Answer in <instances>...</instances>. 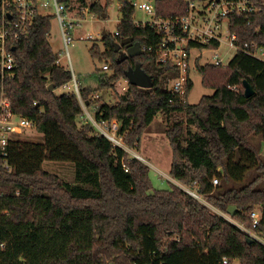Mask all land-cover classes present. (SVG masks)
<instances>
[{
	"label": "trees",
	"instance_id": "1",
	"mask_svg": "<svg viewBox=\"0 0 264 264\" xmlns=\"http://www.w3.org/2000/svg\"><path fill=\"white\" fill-rule=\"evenodd\" d=\"M250 1L261 12L230 14L228 30L238 47H264V0ZM118 3L117 34L102 35L103 51L97 44L90 48L92 57L109 61L111 74L96 69L98 85L79 88L80 98L88 107L98 105L97 119L121 122L123 143L131 150L138 149L155 116L163 114L170 177L184 185L195 182L210 206L246 228L259 205L262 222L256 231H264V160L249 141L250 135L264 141V62L237 51L226 66H199L201 84L213 93L191 105L190 80L182 94L168 89L178 69L159 60L156 46L162 36L148 23L135 25L129 0ZM107 7L108 0L94 2L90 11L104 17ZM187 7L188 0H154L155 15L162 18L185 15ZM52 18L37 14L27 34L7 44L15 67L0 83L3 94L11 112L31 121L44 143L8 141L0 148V204L8 212H0V264H223V259L264 264V246L248 243V234L237 225L177 186L154 189L146 163L113 147L89 123L79 126L83 108L77 94L54 93L71 72L56 64L58 55L47 38ZM125 39L143 51L124 57L127 47L119 45ZM216 46L188 43V48ZM136 67L149 77L150 87L128 84L112 105L93 98L114 90ZM243 80L255 91L248 98ZM47 159L72 162L75 182L43 170ZM250 171L256 174L240 184ZM213 177L221 184L212 185Z\"/></svg>",
	"mask_w": 264,
	"mask_h": 264
},
{
	"label": "built area",
	"instance_id": "2",
	"mask_svg": "<svg viewBox=\"0 0 264 264\" xmlns=\"http://www.w3.org/2000/svg\"><path fill=\"white\" fill-rule=\"evenodd\" d=\"M129 1L134 9L137 7L145 13L150 14L151 19L149 21H137L136 23L134 22L135 25H145L148 23L154 28L157 34L162 36V41L156 46L160 52V62L170 61L178 69V76L170 81L171 88H168L173 93L182 94L184 92L185 77L187 75L189 64L187 54L189 50L188 39L193 38L192 40H196V42L200 44H210L212 42H216L217 46L210 48V50L213 51V55L211 57L214 65H223L218 54L222 41H226L232 45V48H234V51L236 52L242 51L244 54L264 60V47L256 46L255 44H245L244 47H238L235 44L234 35L230 34L228 30V16L230 14L261 12V8L250 0H206L205 7L203 9H199L198 11L200 14L195 15L192 13L193 8L204 0H188V7L185 15L172 16L168 18H162L155 15L154 3L146 1ZM67 7L68 5L66 0H0V83H2L4 77L12 75V71L15 67V58L11 51L7 49V44L25 36L28 29L32 26L33 19L37 14L52 15L56 18L65 54L69 58V45L72 42L70 32L73 25L77 24L78 21L69 18L67 15ZM48 10H50L51 13H48ZM224 26L226 28H224ZM116 34L117 33L115 32L114 35ZM184 42L187 43L186 47H179V45ZM143 49L144 48H142L141 51H143ZM147 49L150 50L151 47H148ZM259 53L261 55H259ZM108 68L107 64H103L101 66V70L103 71ZM69 80L73 81L72 91L79 97L81 105L84 104L86 106L87 104L80 98L79 88L73 73H71V78ZM64 87H66V85H64ZM0 88L2 91L1 84ZM69 88L70 87H68V89ZM93 98L98 99V94L94 95ZM82 108L85 111L86 108ZM12 117H15L18 121L11 122ZM87 118H89L88 120L91 122L93 127L100 131L99 134L105 136L113 147H118L120 145V141L114 136V132L116 131L115 124L107 127L106 123L109 121L99 119L98 121H94L89 116ZM27 125L32 126L33 123L26 118L14 115L11 112L9 102L4 98L3 93H1L0 148H4L8 143V133H21L22 129ZM2 154L5 153L3 152ZM135 158L140 161H144L141 156L137 155ZM211 182L212 185H216L218 179L213 177ZM182 190L194 199L203 202L201 201L203 200V196L201 195L199 187L195 182L186 186V188H183ZM0 212L1 214H8L1 204ZM258 213L259 211L252 210L249 214V217L252 220L251 228H241L237 225V223L235 225L246 232L248 237L264 246V240L262 241L264 231H256V228H258L262 222L261 215ZM222 263L229 264L226 259H223Z\"/></svg>",
	"mask_w": 264,
	"mask_h": 264
},
{
	"label": "rangeland",
	"instance_id": "3",
	"mask_svg": "<svg viewBox=\"0 0 264 264\" xmlns=\"http://www.w3.org/2000/svg\"><path fill=\"white\" fill-rule=\"evenodd\" d=\"M85 4H90L93 0H84ZM100 3H104V0H96ZM133 2H141L146 1L149 3H154V0H131ZM106 2V0H105ZM206 0L199 3L195 8H193L192 13L200 14L198 13L199 9H203L205 7ZM101 4V3H100ZM74 10L77 11V13L81 14L83 11V7L75 6ZM197 12V13H195ZM48 13H51L50 10H48ZM85 19H82L80 23L74 24L71 29V36H72V42L69 45V58L65 54V50L63 47L62 39L59 32V26L58 22L55 17L51 20V28L48 33V37L50 36V44L52 47V50L57 53V55L60 58V64L65 66L67 70H69L71 73H73L75 80L77 82L78 88L83 87L82 84L90 86L91 88H94L98 85L97 81V75L94 74V71L96 69H100L103 64H110L109 61L103 60L100 61L98 57H92L90 53V48L97 44L100 47V50H104L102 47V35L104 33H108L111 35L115 34L116 31V24L121 19V13L118 9V0H108V7L106 9V17H99L98 15L88 11L85 12ZM150 14L145 13L143 10H140L139 8L134 9V20L135 21H142L146 22L149 21ZM224 28H226L224 26ZM224 38V36H223ZM193 39V38H192ZM188 39L189 41L196 42V40ZM197 39V38H196ZM181 43V42H180ZM198 43V42H196ZM187 43L184 42L179 45V47H186ZM190 49V48H189ZM213 51L210 50V48L207 49H190L188 50V70L187 75L185 77V84L187 80H190L192 82V87L190 89L187 102L191 105L197 104L202 96H210L213 93V89L204 87L201 84L202 75L199 72L198 68L199 66L206 65L208 63L213 64L212 60V53ZM236 51H234V48H232V45H230L226 41H222L220 45V49L218 50L219 59L222 61V66H226L232 57L235 55ZM259 55H261L259 53ZM264 57V56H263ZM258 59V58H257ZM260 60V59H259ZM264 62V60H261ZM101 70V69H100ZM107 75L111 74L110 68L103 71ZM72 80H69L70 88L69 90H73L72 87ZM128 82L126 79L122 78L120 79L116 85L114 90H107L98 92L99 99H102L106 103L114 104L117 101V96L122 95L127 91L128 88ZM185 86V85H184ZM168 88H171V84L169 82ZM3 93V91L0 92ZM55 94L59 95L64 93L62 91V87H58L54 91ZM4 96V94H3ZM4 98L7 100V98L4 96ZM96 98V97H95ZM98 106V105H97ZM96 105H93L91 107L85 106L84 104L82 107L89 108L87 111L90 114H82L79 118H82V122L78 120L79 126L84 125L85 123H89L91 127L93 128L94 133H100V131L95 129L91 122L87 118L88 116L92 118L94 121H98V119L95 117V108H97ZM15 115V114H14ZM91 115V116H90ZM86 116V118H85ZM156 117V116H155ZM78 118V119H79ZM11 122H17L15 117L11 118ZM163 121L165 125L164 134L167 128V123L165 121V116L163 114L157 115V122ZM86 121V122H85ZM153 121V120H152ZM112 124L116 125V131L114 132V136L117 140L120 141V145L118 148L126 151L130 158H135L138 156H143L142 162L146 163L149 167V177L151 184L154 189H163V190H169L171 189V186H177L179 188H186V186L175 179H172L169 175L171 162H172V154H171V147L169 144V141L166 137V135L162 134L160 136L154 135L152 133L147 132L144 136V132L141 136L140 143L138 149L136 151L128 149L124 143H123V137L120 134V127L121 122L112 119L108 123H106L107 127H110ZM149 126V125H148ZM105 130V128H104ZM111 134V133H110ZM102 135V134H101ZM8 139L9 141H21L27 142L31 141L30 143H44L43 135L36 131L35 127L32 125H27L22 129L21 133H8ZM249 141L254 147L257 148L258 154L261 158V160H264V141L261 139L258 135H250ZM7 145V144H6ZM42 168L43 170L56 174L64 181L73 184L75 182L74 180V164L69 161H56V160H44L42 162ZM256 172L250 171L246 174L244 180L240 183H246L248 182ZM221 184V181L219 180L216 185L218 186ZM236 184V185H240ZM174 185V186H173ZM264 185V183H263ZM202 203L206 204L213 213H216L229 222L236 224L240 226L241 228H246L242 226L241 224H238L235 220H233L229 214L220 212L217 209L210 206L205 199L203 198ZM255 211H259L258 214L261 215V209L260 206L257 205L254 207ZM247 229V228H246ZM264 240V237H262V241ZM230 264H239L238 260H234Z\"/></svg>",
	"mask_w": 264,
	"mask_h": 264
},
{
	"label": "water",
	"instance_id": "4",
	"mask_svg": "<svg viewBox=\"0 0 264 264\" xmlns=\"http://www.w3.org/2000/svg\"><path fill=\"white\" fill-rule=\"evenodd\" d=\"M131 42H132V39H125V40H122L119 45V47H122V46L127 47L124 57H132V56H135L141 53L140 45L138 43H134L131 45L130 44ZM125 79L130 85L137 86L140 88H148L151 85L149 77L143 72V70H141L138 67L126 71ZM242 87L244 90V96L246 98L252 96L255 92L252 86L246 80H243ZM53 88L54 87L52 84L48 85V90H52ZM234 210H235V207L230 206L227 209V212L232 213ZM253 241L254 240L252 238L250 237L247 238L248 243H252Z\"/></svg>",
	"mask_w": 264,
	"mask_h": 264
},
{
	"label": "crops",
	"instance_id": "5",
	"mask_svg": "<svg viewBox=\"0 0 264 264\" xmlns=\"http://www.w3.org/2000/svg\"><path fill=\"white\" fill-rule=\"evenodd\" d=\"M67 1V5H68V7H67V15L69 16V18L70 19H73V20H77L78 21V23H80V21L82 20V19H85V12H88V11H90V5H92V3H94V2H98V1H96V0H93L90 4H88V5H86L85 4V1L84 0H66ZM100 1V0H99ZM100 3L102 4V5H104V3H105V0H104V3H102L101 1H100ZM75 6H78V7H83V11H82V13L80 14H78L77 13V11L76 10H74V8H75ZM120 8V4L118 3V9ZM120 11V10H119ZM91 12V11H90ZM106 17V15L104 16V18ZM121 20V19H120ZM120 20L117 22V24H116V26L118 25V23L120 22ZM134 22L136 23L137 21H135L134 20ZM147 22V21H146ZM59 26V25H58ZM59 32H60V29H59ZM70 34H71V32H70ZM60 36H61V33H60ZM47 38H48V41H49V43H50V40H49V38H50V36L48 37L47 36ZM62 39V38H61ZM51 45V44H50ZM103 47V46H102ZM104 48V47H103ZM190 49H196V48H190ZM189 49V50H190ZM101 51H103V50H101ZM55 52V51H54ZM56 53V52H55ZM57 54V53H56ZM56 64L59 66V67H61V68H63V69H67L65 66H63V65H61L60 64V58H59V56H58V59H57V61H56ZM101 69V68H100ZM64 85H66V87H64ZM83 86H84V84H82ZM87 85H89V84H87ZM86 86V85H85ZM60 87H62V91L63 92H70L71 90H69L68 89V87H70V84H69V80L68 81H66V83L65 84H63L62 86H60ZM55 91V90H54ZM89 108H86V113H88V114H90L87 110H88ZM84 112V114H86ZM158 115V114H157ZM157 115H156V117L153 119V121L149 124V126H147V128H146V130H145V132H144V134H143V136L147 133V132H149V133H152V134H154V135H157V136H160V135H162V134H164V130H165V125H164V122L161 120L160 122L158 121H156L157 120ZM91 116V115H90ZM85 118H86V116H85ZM80 122H82V123H84L83 121H82V118H79L78 119ZM86 122V121H85ZM165 135V134H164ZM142 140V139H141ZM21 141H25V140H21ZM27 142H31V141H27ZM39 143H41V142H39ZM134 151H136V150H134ZM143 157V156H142Z\"/></svg>",
	"mask_w": 264,
	"mask_h": 264
}]
</instances>
